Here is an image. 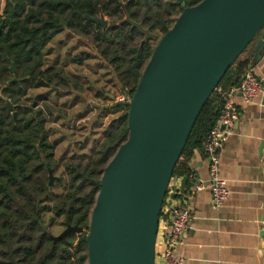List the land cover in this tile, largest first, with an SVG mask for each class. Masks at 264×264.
I'll list each match as a JSON object with an SVG mask.
<instances>
[{
  "label": "trees",
  "instance_id": "trees-1",
  "mask_svg": "<svg viewBox=\"0 0 264 264\" xmlns=\"http://www.w3.org/2000/svg\"><path fill=\"white\" fill-rule=\"evenodd\" d=\"M201 1L184 0L183 6L178 0H0V264H90L87 236L102 174L129 136L128 105L116 103L115 108L126 111L107 125L91 159L64 164L68 181L65 190L54 196L49 168L54 171L57 162L46 114L53 112L48 105L45 111L36 101L29 106L23 99L30 89L66 81L62 67L44 69L48 44L66 29L92 37L98 55L132 98L155 45L142 43L144 36L129 23H117L129 17L164 35L185 7ZM88 17L108 18L110 23L104 28ZM256 42L257 38L228 70L191 132L173 172L174 178L187 177L186 190L193 173L190 162L197 151H204L224 93L239 85L251 67ZM83 54L72 62L83 64L90 53ZM47 214H51L49 220ZM54 224L63 230L76 225L84 231L55 242Z\"/></svg>",
  "mask_w": 264,
  "mask_h": 264
},
{
  "label": "water",
  "instance_id": "water-1",
  "mask_svg": "<svg viewBox=\"0 0 264 264\" xmlns=\"http://www.w3.org/2000/svg\"><path fill=\"white\" fill-rule=\"evenodd\" d=\"M88 19L109 25L106 18ZM124 23L140 31L142 43L155 42V49L133 97L123 103L129 136L102 174L87 236L90 264H155L168 187L203 108L254 39L250 60L264 52V0H202L185 7L164 35L129 17L117 25ZM49 177L53 185L51 168ZM177 190L173 185L171 198ZM83 231L68 225L53 239Z\"/></svg>",
  "mask_w": 264,
  "mask_h": 264
},
{
  "label": "crops",
  "instance_id": "crops-1",
  "mask_svg": "<svg viewBox=\"0 0 264 264\" xmlns=\"http://www.w3.org/2000/svg\"><path fill=\"white\" fill-rule=\"evenodd\" d=\"M251 62L263 90L251 103L239 93L235 97L241 118L220 157L230 196L219 207L208 189L191 199L194 220L180 249L184 264H264V52ZM190 166L209 179L204 151L195 153ZM183 178L175 184L181 187Z\"/></svg>",
  "mask_w": 264,
  "mask_h": 264
},
{
  "label": "rangeland",
  "instance_id": "rangeland-1",
  "mask_svg": "<svg viewBox=\"0 0 264 264\" xmlns=\"http://www.w3.org/2000/svg\"><path fill=\"white\" fill-rule=\"evenodd\" d=\"M81 53H90V58L81 65L73 63L72 58ZM43 60L44 69L53 65L62 67L66 81L30 89L28 97L23 99L29 106L36 101L45 111L48 105L53 112V115L46 114L50 140L55 143L57 165L52 185L55 196L65 190L68 181L64 164L73 159L87 161L95 155L107 125L126 111L114 106L126 100L115 72L98 55L92 37L66 29L45 48ZM50 216L47 214L46 219ZM51 228L56 236L63 231L56 224Z\"/></svg>",
  "mask_w": 264,
  "mask_h": 264
},
{
  "label": "built area",
  "instance_id": "built-area-1",
  "mask_svg": "<svg viewBox=\"0 0 264 264\" xmlns=\"http://www.w3.org/2000/svg\"><path fill=\"white\" fill-rule=\"evenodd\" d=\"M262 90V82L250 67L241 83L224 93V104L220 115L203 145L210 169L208 180L201 179L192 173L190 187L182 193L180 187L174 182L179 178L171 179L159 219L155 264H184L180 249L185 245L187 233L192 228L194 216L191 199L197 193L210 190L212 200L217 207L229 198L230 189L227 179L221 175L220 157L222 148L229 136L234 133L241 118L235 97L239 93L245 103H251ZM123 99L129 100L130 96L124 95ZM173 185H177L178 190L175 197L171 198Z\"/></svg>",
  "mask_w": 264,
  "mask_h": 264
}]
</instances>
